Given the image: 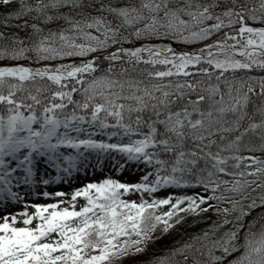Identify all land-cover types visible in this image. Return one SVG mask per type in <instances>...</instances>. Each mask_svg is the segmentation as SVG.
Listing matches in <instances>:
<instances>
[{
    "label": "snow or ice",
    "instance_id": "obj_1",
    "mask_svg": "<svg viewBox=\"0 0 264 264\" xmlns=\"http://www.w3.org/2000/svg\"><path fill=\"white\" fill-rule=\"evenodd\" d=\"M84 7V0H0V8L7 13L0 15V28L27 33L20 37L18 32L0 31V59H27L29 52L43 61L85 58L126 42L128 36L164 35L190 44L225 27L221 16L228 18V26L239 23L240 27L238 35L226 33L222 41L196 52L142 45L118 47L79 63L0 67V202L5 196L12 201L20 198L13 191L12 174L22 168L24 175L16 177L17 182L29 183L35 158L46 157L58 172L71 174L87 160L86 153L116 152L125 159L121 169L129 162L154 169L136 183L110 177L87 183L73 192L71 210H57V204L34 205V215L17 214L25 217L23 227L15 226L16 215L5 216L0 222V264H114L144 252L158 226L167 233L182 221L180 213L199 215L209 210L223 214L222 223L156 257L155 264H223L225 257L241 248L228 264H264V225L252 231L256 222H250L243 243H236L244 218L264 206V192L250 199V192L264 189V159L240 154L242 148L264 152V78L256 91L257 85L250 82L253 78L226 75L253 67L264 69V28L245 24L246 14L252 20L264 19L256 14L264 13V0L258 8L226 7L220 15L212 11L218 7L217 0H128L119 6L102 4L96 9L98 15L77 12ZM209 20L217 22L200 27ZM53 24L54 28L47 27ZM128 29H132L128 36L123 35ZM245 34L248 37L241 44ZM229 40L236 43L229 44ZM101 60L109 61L106 69L99 68ZM116 61L133 67L116 72L112 63ZM141 63L163 65L166 70L142 69L144 78L131 76L130 71ZM204 63L209 67H200ZM190 67L197 71L190 72ZM197 75L208 79H189ZM74 94L81 99H73ZM96 131L121 139L98 141L93 138ZM62 148L75 154L65 155ZM150 176L155 178L150 180ZM197 185L213 195L170 194L150 201L141 197L139 202L123 199L132 193L151 195L167 187ZM81 196L86 203L77 211L75 201ZM249 199L245 207L242 201ZM212 200L216 205L209 203ZM162 206L168 210L159 211ZM232 213L237 215L227 219ZM34 219L39 223L31 227ZM226 224L233 227L209 240L210 232ZM217 250L223 255H215Z\"/></svg>",
    "mask_w": 264,
    "mask_h": 264
},
{
    "label": "trees",
    "instance_id": "obj_2",
    "mask_svg": "<svg viewBox=\"0 0 264 264\" xmlns=\"http://www.w3.org/2000/svg\"><path fill=\"white\" fill-rule=\"evenodd\" d=\"M114 1V2H112ZM202 1H206L209 2V0H202ZM125 2L127 3L128 0H111L110 2L108 1L107 3H103L101 0H84L85 3V7L83 9H77V12H81L82 14H88L91 13L92 15H98L101 13H98L96 11V9H98L102 4H112L113 6H119L122 5V3ZM260 3V0H236V4L233 5L232 4V0H217V4H219V8H218V12L221 14L226 7H235L237 11H239L241 6H244L246 8H253L256 5H258ZM62 11H67V9H62ZM7 13L5 12V10L3 8H0V15H6ZM103 15L108 16V19H112V17L110 15H108L107 13H103ZM80 16H77V19H79ZM223 20L228 21V18L224 17ZM255 21L248 18V15H245V24L247 26H251V27H264V22H255L257 24H253ZM63 23V22H60ZM56 25H48L47 27H55ZM43 27V25H42ZM240 27L239 23L233 24L231 26H228V24L221 28L219 31L217 32H213L211 34V37L208 38L207 40H205L204 42L195 44L194 46H186V50H190V51H198L199 49L203 48L205 45L207 44H213L216 41H222L225 34H229V35H238V29ZM0 31H4V32H18L20 37H26L27 33L25 31H21L19 29L16 28H12V29H5V28H0ZM132 29H128L126 31H124L123 33L125 34V36H128V33L131 32ZM246 40L245 35L244 37L241 39V44H243V41ZM229 44H235L236 41H232L229 40L227 41ZM26 43H28V41L26 40ZM154 44V45H174L172 42L170 41H162V40H153L151 42L149 41H145L142 38H135L132 36H128V39L126 42L122 43V44H115V45H111L110 48H108L107 50L103 51V52H98L96 54H91L88 55V57L85 58H81V57H71V58H66V59H60V60H55V61H43V60H37L36 59V54L33 52H29L27 53V59H20V60H12V59H0V67H4V66H16V65H26L27 67H31V68H38V67H43L45 65L48 66H55L57 64L60 63H79L81 59H91L93 55H97V56H103V55H107L108 52L111 51H115L116 48L118 47H123V48H135V47H140L142 45H149V44ZM176 50L180 49V47H183L180 44H176L175 45ZM237 59H243L242 57L237 56ZM145 59H147V54H145ZM124 61L127 60L126 57L123 58ZM114 64V69L116 72H119L122 68L123 69H132V65L127 64L126 62L121 63L120 61H116V62H112ZM109 66V61L106 60H101L100 64H99V68L102 69H106ZM200 67H209L206 63L201 64ZM142 69H147L148 71H164L165 66L163 65H157L155 67L151 66V65H145L143 63L139 64L136 66V71H130V75L133 77H139V78H144L143 76H140V72ZM190 72H196L197 69L190 67L189 68ZM97 75H99V71L96 73ZM229 78L232 77L233 75H235L238 79L239 78H248V77H253V76H264V69L261 68H257V67H253L251 70H240L236 73H227L226 74ZM144 76H146V72L144 73ZM171 79H176L175 77L171 78ZM180 79H184L183 77H181ZM190 80H203V81H207V77L202 76V75H197V76H192L189 78ZM165 82H167V78L165 80ZM213 83H215V79L213 77L212 80ZM221 88L223 90V85H221ZM259 90L258 87H256V91ZM195 94H193L194 97ZM255 99V97H253ZM73 99L75 100H80L81 96L79 94H74L73 95ZM257 103H259V101H257ZM69 110H71V106L69 108ZM256 119H259V117L257 116ZM111 122V121H110ZM92 131H95V129H92ZM99 133V131H96L97 135ZM215 150V149H213ZM241 155H256V156H263L264 157V152L261 151H255V152H249L247 150H244L242 148V151L240 153ZM203 166V161L200 162V167ZM223 179H230V177L227 176H222ZM249 179H252L251 177H249ZM194 182V181H193ZM223 187V186H222ZM253 187H255L253 185ZM180 190H184L187 192H197L200 195H204V196H209V195H213V193L211 192V190L209 191H205V189L202 186H195V187H183L180 188ZM222 190V189H221ZM260 192H264V189H257L256 192H250V199L251 197H255L258 195V193ZM220 193L217 192L216 195H219ZM228 195H232V194H228ZM236 199H239V197L237 196ZM249 200H244L242 201V204L246 207L248 205V203L250 202ZM209 203L216 205V201L212 200L209 201ZM257 203L259 204V200H257ZM208 205L205 204L203 205V207H207ZM219 207H228L227 204H220ZM168 210V206H162V208L159 211H167ZM237 215V213H232L230 214L227 219L229 220H233L234 217ZM180 216L183 217L182 221L178 224H176L172 229H170L167 233H164L162 231V227H159L156 229V231L153 233V239L147 244L146 249L144 252L142 253H138V254H134V255H129L127 257L121 258L119 260L114 261V264H155V258L156 257H161V256H165L167 255V253L176 247H179L181 244H183L186 240H189L190 237L195 236V235H202L203 232L208 231L211 226L216 223V224H220L222 223L223 219L225 218L223 216V214L221 215H217L216 212L214 210H209L206 213H201L199 215H195V214H186V213H180ZM256 222L255 228L252 229V231H258L261 225H264V206L262 207H256L255 209L251 210L250 214L248 216H246L244 218V229L241 230L240 234H239V238L237 240V244H242L243 243V237H244V233L245 230H247L248 228V224L250 222ZM233 227L232 224H226L224 225L222 228H220L218 231H214V232H210L209 233V240H215L217 238H219L220 236L223 235L224 232L228 231L229 229H231ZM243 251V249L241 248L239 251L234 252L232 255L225 257L223 264H228V262L232 259H234L235 257L239 256L240 253ZM215 255L217 256H221L223 255L222 252L220 251H216ZM178 259H182V258H178ZM189 264H191V262H189Z\"/></svg>",
    "mask_w": 264,
    "mask_h": 264
},
{
    "label": "rangeland",
    "instance_id": "obj_3",
    "mask_svg": "<svg viewBox=\"0 0 264 264\" xmlns=\"http://www.w3.org/2000/svg\"><path fill=\"white\" fill-rule=\"evenodd\" d=\"M103 2L109 1V0H102ZM202 3V1H201ZM259 4L255 7L258 8ZM219 7V4H218ZM218 7L214 8L213 14L219 15L217 13ZM257 15L264 16V13L257 12ZM187 19V17H185ZM255 22H264V19H258L254 20ZM253 24H257V23ZM211 24H214L213 20L206 21L203 25H200V27H208ZM139 26V25H138ZM251 27V26H250ZM253 28H264V27H253ZM195 30V29H194ZM246 39L248 37V34H245ZM211 36V35H210ZM209 36V37H210ZM208 37V38H209ZM142 39H145L147 41H153V40H168L173 41L175 43H181V44H196L199 42H202L204 40L195 41L193 43H184L179 40L173 39L171 36H164L161 35L159 37L152 36V37H141ZM206 40V39H205ZM153 45V44H152ZM253 78L252 81L254 84H259V81L261 78L264 77H251ZM248 80V78L244 79ZM81 138H86L85 135H81ZM109 137L107 135L101 134V136L95 137L94 139L100 141H109ZM127 139V137H126ZM111 143V142H110ZM62 152H64L65 155L69 154L71 152L72 154H75L73 150H65L61 149ZM247 156H256V155H247ZM87 160L84 163H80L77 165L78 170H73L71 174L65 173L63 171H57L50 163L46 162V157L43 158L44 163L41 161V163L37 162L35 158L34 159V168H33V177L29 183H23V182H17V180L14 179L13 176V191L17 192L19 194V199L16 201H12L8 197L5 196L4 200L0 202V205H10V209L4 210V212H0V222H3V218L5 216H13L16 215V227H23L22 220L25 218L22 215H17L18 213L27 212L29 215H34L36 209L33 207L34 205H48V204H57L58 208L57 210H60L62 208L68 207L71 210L72 205V194L75 190L82 188L87 183L91 182H99L105 178H112L115 180H118L123 183H136L140 181V178L147 174L154 171L153 167L150 165H146L144 163H135V162H129L126 164V167H123L122 169L119 167L120 164L125 163V159L116 152H110L106 153L102 156H98L95 152H89L86 153ZM261 159H264L263 156H258ZM100 160V163H97V160ZM48 164L46 166L48 170L45 169L44 164ZM11 164L16 167V162L11 161ZM43 164V166H42ZM65 165L62 163L61 167L63 168ZM54 169V171L52 170ZM124 170V171H123ZM16 172L20 173V177L24 175L22 168H17ZM59 177L60 180H64L65 183L57 184L56 179ZM154 176H150L149 179H154ZM44 181H48L47 184L44 183ZM63 193L64 195L57 196L56 193ZM44 193H48L47 196L44 195ZM170 194L174 195H185V193H179V188L176 187H167L163 189H159L157 192L152 193L149 195L148 193H132L129 194L123 199L129 200V201H136L139 202L141 197L145 200H151L153 198L160 199L165 198ZM199 193L192 192L187 193V195H197ZM200 195V194H199ZM32 196V197H31ZM86 203L84 198L78 197L75 201V210H79L81 206H83ZM51 211V209H49ZM47 214V213H45ZM11 223V221H9ZM39 223V220L34 219L32 222L31 227H35V225ZM53 239L56 238L55 234H53ZM47 242V241H45Z\"/></svg>",
    "mask_w": 264,
    "mask_h": 264
},
{
    "label": "bare ground",
    "instance_id": "obj_4",
    "mask_svg": "<svg viewBox=\"0 0 264 264\" xmlns=\"http://www.w3.org/2000/svg\"><path fill=\"white\" fill-rule=\"evenodd\" d=\"M41 159H43V158H41ZM123 164H124V163H123ZM125 167H126V166H125ZM123 169H124V168H123ZM52 170L54 171V169H52ZM124 170H125V169H124ZM124 170H123V171H124ZM55 182H57V184H61V185H62L63 183H65L64 180H60V179H56ZM31 197H32V196H31ZM11 204H12V202H11ZM11 204H10V205H11ZM10 205H7V204H6V205H0V212H4V210H6V209H8V208L10 209V207H11Z\"/></svg>",
    "mask_w": 264,
    "mask_h": 264
}]
</instances>
